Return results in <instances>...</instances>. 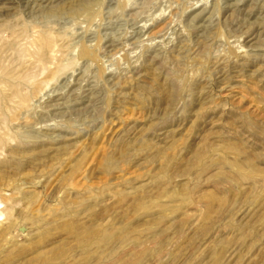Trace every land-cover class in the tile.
Here are the masks:
<instances>
[{"label":"rangeland","instance_id":"obj_1","mask_svg":"<svg viewBox=\"0 0 264 264\" xmlns=\"http://www.w3.org/2000/svg\"><path fill=\"white\" fill-rule=\"evenodd\" d=\"M0 264H264V0H0Z\"/></svg>","mask_w":264,"mask_h":264}]
</instances>
